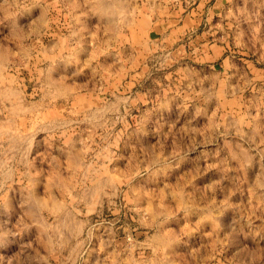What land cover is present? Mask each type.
Returning a JSON list of instances; mask_svg holds the SVG:
<instances>
[{
  "label": "rangeland",
  "instance_id": "obj_1",
  "mask_svg": "<svg viewBox=\"0 0 264 264\" xmlns=\"http://www.w3.org/2000/svg\"><path fill=\"white\" fill-rule=\"evenodd\" d=\"M129 263L264 264V0H0V264Z\"/></svg>",
  "mask_w": 264,
  "mask_h": 264
},
{
  "label": "crops",
  "instance_id": "obj_2",
  "mask_svg": "<svg viewBox=\"0 0 264 264\" xmlns=\"http://www.w3.org/2000/svg\"><path fill=\"white\" fill-rule=\"evenodd\" d=\"M163 21L162 22H160V26L158 27L160 30H162L163 32V34L164 33H168V31H169V29L170 28H174L175 27V21H174V19H162ZM143 21H145V20H143ZM129 28L130 29H128V30H130V31H128L129 33H127L126 32V38H130V39H132V37H133V33H132V31H133V25H132V22H131V25L129 26ZM142 31V33H140V32H136L135 33V38L138 40V41H141V40H143L144 39V36H145V33H146V31L145 30H141ZM153 35V29L151 30V31H149V36L151 37ZM132 43H130V45H131ZM203 50V48L201 49V54H203L204 52L202 51ZM205 54V53H204ZM202 56H204V55H202ZM205 58V57H204ZM196 64V65H195ZM193 65H195V68H207V69H205V70H212V68H211V63H208V62H202V63H193Z\"/></svg>",
  "mask_w": 264,
  "mask_h": 264
},
{
  "label": "bare ground",
  "instance_id": "obj_3",
  "mask_svg": "<svg viewBox=\"0 0 264 264\" xmlns=\"http://www.w3.org/2000/svg\"><path fill=\"white\" fill-rule=\"evenodd\" d=\"M99 3H101V2H99ZM100 5V4H99ZM102 5V4H101ZM113 5H115V2H113V4H108L107 5V8L105 9V12H106V10H107V12L108 13H111L112 11L111 10H114L115 9V7H113V9H110V7H112ZM110 6V7H109ZM101 7V6H100ZM128 11L130 12V10L128 9ZM106 12V13H107ZM120 13V15H124L127 11H125L123 8L122 9H120V11H119ZM119 15V16H120ZM106 17V16H105ZM127 18H128V16H127ZM111 20H113L112 18L111 19H109V21H111ZM124 21H128V19H126V20H124ZM12 94H13V89H8ZM16 92V91H15ZM18 103V102H17ZM4 176H6V175H4ZM33 180V179H32ZM6 181V180H5ZM30 193V192H29ZM32 197H34V196H32ZM23 200V199H22ZM25 202V201H24ZM49 202H50V200H49ZM49 202H47V203H49ZM46 203V202H45ZM55 203V202H54ZM47 205V204H46ZM48 205H50V203L48 204ZM59 206L58 208H60V207H62V204H56L55 206ZM32 206V205H31ZM64 208V207H63ZM54 209V208H53ZM31 212H32V210H31ZM30 212V213H31ZM33 213V212H32ZM42 220V219H41ZM44 221V220H43ZM42 222V221H41ZM45 222V221H44ZM158 236V235H157ZM52 240V239H51ZM156 245V244H155ZM116 249V248H115ZM128 260V259H127ZM129 261V260H128ZM127 261V262H128ZM133 261V260H132ZM131 262V261H130ZM136 263V262H135ZM130 264V263H129ZM132 264V263H131ZM134 264V263H133ZM167 264V263H166Z\"/></svg>",
  "mask_w": 264,
  "mask_h": 264
}]
</instances>
